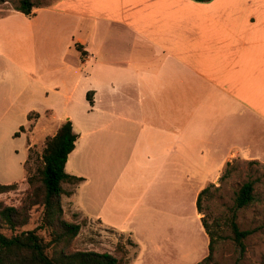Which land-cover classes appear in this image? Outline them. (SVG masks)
<instances>
[{"label": "crops", "instance_id": "crops-1", "mask_svg": "<svg viewBox=\"0 0 264 264\" xmlns=\"http://www.w3.org/2000/svg\"><path fill=\"white\" fill-rule=\"evenodd\" d=\"M34 12L61 36L41 52L43 78L29 74L43 110L72 111L78 99L87 110L81 134L67 114L79 137L66 171L85 180L64 209L129 236L131 264L143 241L154 245L148 261L187 258L158 253L137 210L158 207L153 196L197 199L226 164L264 151L254 134L264 133V0H58ZM137 180L151 182L135 202Z\"/></svg>", "mask_w": 264, "mask_h": 264}, {"label": "rangeland", "instance_id": "rangeland-1", "mask_svg": "<svg viewBox=\"0 0 264 264\" xmlns=\"http://www.w3.org/2000/svg\"><path fill=\"white\" fill-rule=\"evenodd\" d=\"M18 1L5 0L0 3V184L18 183L16 190L0 195V204L20 209L30 190L27 179L31 176L40 179L42 154L47 141L58 133L61 128L59 125L64 124L69 112L75 118L78 134H81L87 110L80 99L72 105V111L59 107L58 111L43 110V95L36 90L38 84L29 74L43 78V71L39 68L41 52L49 44L58 45L60 40L57 38L61 36L46 32L42 16L35 19L16 11L14 4ZM33 1L46 6L58 0ZM21 126L27 130H21ZM16 133H19L18 136H15ZM254 134L258 137L264 135L256 130ZM254 154L253 159L238 157L229 162L220 178L207 184L206 188L209 187V190L202 198L201 213L197 209L193 190L189 196L185 192L183 195L167 197L163 204L157 203V197L153 196L151 202L158 204V207L149 212L146 204L139 205L137 211L140 220L145 226L150 225L153 240L163 248L158 253L170 254L169 251H175V248L177 252L188 250L190 256L184 259H178V254L173 252V263L198 264L209 254L210 238L202 224L204 219L215 238L213 260L209 264H264V151ZM75 157L85 169L84 141ZM100 157V151L92 156L94 160ZM247 181L255 182V201L248 207L236 209V195ZM136 182L138 187L134 190L135 202L141 199L140 193L147 190L151 181ZM64 187L74 190L77 186ZM119 189H115V196ZM66 198L67 196L63 197V200ZM65 212L68 221L81 223L82 226L79 235L70 245L69 252H110L121 259V264H131L139 254L138 244L129 236L107 228L100 222L91 221L79 213H73L70 208ZM43 213L41 205L33 207L29 212V224L19 228L16 233L38 228L42 224ZM234 214L240 229L250 231L243 241V247L235 241L231 229L230 220ZM2 231L12 235L7 228ZM38 234L46 241L51 240L47 229H39ZM142 243L146 252L142 254L138 264H164V259L156 262L146 260L147 249L150 247L152 250L154 245L144 241Z\"/></svg>", "mask_w": 264, "mask_h": 264}, {"label": "trees", "instance_id": "trees-1", "mask_svg": "<svg viewBox=\"0 0 264 264\" xmlns=\"http://www.w3.org/2000/svg\"><path fill=\"white\" fill-rule=\"evenodd\" d=\"M4 1L0 0V3ZM41 6L33 0H19L15 2L14 9L32 17L35 15L34 10ZM88 99L91 103L93 102L91 93L88 94ZM21 130H24V127H21ZM18 134L16 133L15 136ZM78 137L74 131L73 122L70 119L66 120L58 133L47 141L42 154L43 166L40 169V179L35 176L27 179L30 190L23 206L19 209L0 204V264H121L118 256L108 252L68 251L82 228L81 223L66 219L63 206V197L73 194V190H67L64 185L78 186L85 180L66 171L68 158L76 148ZM17 188L18 183L0 184V195ZM208 190L209 187L203 189L198 195L199 213H201L202 198ZM255 195V182H245L236 195V209L250 206L255 201ZM38 205L44 208L42 224L34 230L16 233L19 228L29 224V212ZM202 224L210 238L209 254L198 264H209L213 260L215 238L208 230L204 219ZM230 225L235 241L243 247V241L250 231L240 229L236 222V214L231 218ZM4 228L9 229L12 235L5 234L2 231ZM39 229L49 230L51 240L46 241L41 237L38 234Z\"/></svg>", "mask_w": 264, "mask_h": 264}]
</instances>
